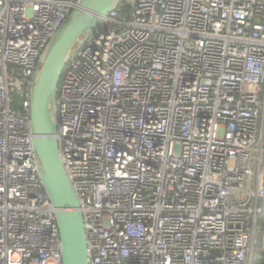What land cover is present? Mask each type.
Segmentation results:
<instances>
[{
    "label": "built area",
    "instance_id": "2783aa9c",
    "mask_svg": "<svg viewBox=\"0 0 264 264\" xmlns=\"http://www.w3.org/2000/svg\"><path fill=\"white\" fill-rule=\"evenodd\" d=\"M77 2L0 0V264H61L29 99ZM73 50L55 137L89 264H264V0H120Z\"/></svg>",
    "mask_w": 264,
    "mask_h": 264
},
{
    "label": "water",
    "instance_id": "95a60500",
    "mask_svg": "<svg viewBox=\"0 0 264 264\" xmlns=\"http://www.w3.org/2000/svg\"><path fill=\"white\" fill-rule=\"evenodd\" d=\"M120 0H78L51 38L30 93L32 146L39 177L56 215L61 264H89L86 233L79 200L59 156L55 134L56 96L62 71L71 52L80 48L98 28L101 16Z\"/></svg>",
    "mask_w": 264,
    "mask_h": 264
},
{
    "label": "rangeland",
    "instance_id": "374dc122",
    "mask_svg": "<svg viewBox=\"0 0 264 264\" xmlns=\"http://www.w3.org/2000/svg\"><path fill=\"white\" fill-rule=\"evenodd\" d=\"M255 170H256V168H255ZM263 234H264V230L261 231L259 233V236H258V244L256 245V252H255V258H254L255 261L259 259V256H261V251H262L261 240H262Z\"/></svg>",
    "mask_w": 264,
    "mask_h": 264
},
{
    "label": "trees",
    "instance_id": "16d2710c",
    "mask_svg": "<svg viewBox=\"0 0 264 264\" xmlns=\"http://www.w3.org/2000/svg\"><path fill=\"white\" fill-rule=\"evenodd\" d=\"M259 224L264 229V215L259 218Z\"/></svg>",
    "mask_w": 264,
    "mask_h": 264
}]
</instances>
